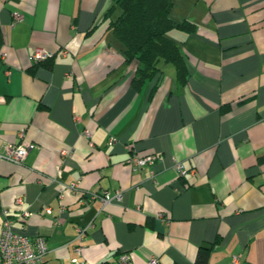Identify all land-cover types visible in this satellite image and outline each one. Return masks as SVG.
Masks as SVG:
<instances>
[{
  "label": "crops",
  "instance_id": "0c3cea01",
  "mask_svg": "<svg viewBox=\"0 0 264 264\" xmlns=\"http://www.w3.org/2000/svg\"><path fill=\"white\" fill-rule=\"evenodd\" d=\"M113 1L0 0V153L31 144L22 164L0 160V236L11 208L16 231L46 237L41 264H199L206 249L207 264H264V0H175L196 25L168 32L189 81L164 63L141 88ZM36 47L55 57L34 63ZM129 144L162 160L135 171Z\"/></svg>",
  "mask_w": 264,
  "mask_h": 264
},
{
  "label": "trees",
  "instance_id": "16d2710c",
  "mask_svg": "<svg viewBox=\"0 0 264 264\" xmlns=\"http://www.w3.org/2000/svg\"><path fill=\"white\" fill-rule=\"evenodd\" d=\"M174 6L175 0H114L107 10L109 28L121 42L125 59L139 64L133 77L136 88H141L160 74L164 63L175 66L177 80L181 84L189 81L186 55L181 44L171 39L168 32L176 28L190 33L195 31L196 25L189 19L175 20L172 14ZM259 162L264 163V155ZM208 259V249L201 250L198 263L207 264Z\"/></svg>",
  "mask_w": 264,
  "mask_h": 264
},
{
  "label": "built area",
  "instance_id": "2783aa9c",
  "mask_svg": "<svg viewBox=\"0 0 264 264\" xmlns=\"http://www.w3.org/2000/svg\"><path fill=\"white\" fill-rule=\"evenodd\" d=\"M23 19V16L19 12L13 13V24H17ZM6 54H2L1 57L5 58ZM54 53L42 48L36 47L30 55L31 61L38 63L44 61L48 58H52ZM89 134V132L87 133ZM115 137H110L108 144L112 145L116 142ZM31 144L25 140L13 145H7L5 147V152L0 153V160H7L15 164H22L25 160ZM131 149V155L129 157L128 163L133 167V170H139L146 165L154 164L157 160H162V156L152 153L140 155L135 149L133 144H129ZM70 150L65 149L63 154H68ZM175 168L179 175L185 174L184 166L181 162L176 161ZM54 179V178H52ZM55 180V179H54ZM64 187L75 191L78 188V182H72L70 185H65ZM62 196V193H61ZM92 196L100 197L104 203H109L114 200H121L123 193L121 190L116 191L114 194L110 192H104L103 195L98 193H92ZM23 204V199L17 197L15 200V206L21 209ZM21 211V210H20ZM49 211V210H48ZM23 217H28L30 212L22 211ZM3 227L0 236V264H41L49 251L48 242L45 236L38 235L34 238H30L25 234H22L15 230L13 220L11 219V208H5L3 210ZM86 228L79 229V238H82ZM77 252H81L82 248L77 247ZM122 261L125 264H132L130 257L127 255L122 256ZM73 263H77V259H73ZM149 264H160L157 258H152Z\"/></svg>",
  "mask_w": 264,
  "mask_h": 264
}]
</instances>
